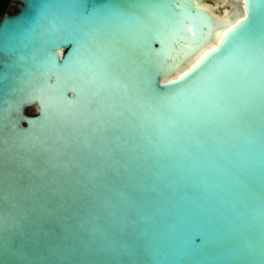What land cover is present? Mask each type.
<instances>
[{
  "label": "water",
  "instance_id": "95a60500",
  "mask_svg": "<svg viewBox=\"0 0 264 264\" xmlns=\"http://www.w3.org/2000/svg\"><path fill=\"white\" fill-rule=\"evenodd\" d=\"M208 1H11L0 20V264H264L259 97L243 119L208 127L206 142H171L123 87L164 91L196 44L235 20ZM252 2L259 34L264 0ZM133 3L163 7L129 9L135 20L88 15ZM87 33L94 57L76 63Z\"/></svg>",
  "mask_w": 264,
  "mask_h": 264
},
{
  "label": "snow or ice",
  "instance_id": "6c2138e0",
  "mask_svg": "<svg viewBox=\"0 0 264 264\" xmlns=\"http://www.w3.org/2000/svg\"><path fill=\"white\" fill-rule=\"evenodd\" d=\"M255 6L252 0H244L243 17L220 34L219 43L196 55L186 71L180 72L173 80H166L164 91L155 89L151 81H142L133 87H129L127 83L123 85L130 94L132 104L154 114L159 133L169 141H183L186 136H192L206 142L207 128L216 125L222 116L243 119L249 104L257 97L264 107V29L259 34H254L247 23L248 14ZM161 7L163 6L141 3H133L127 7L106 4L93 8L88 15L111 20H135L142 17L134 15L129 9L152 14ZM89 37H92L91 33L75 41L76 63H83L85 59L94 57V53L89 51L92 48ZM144 39L148 37L145 36ZM192 43L195 44V41ZM195 47L199 49L200 45L196 44ZM5 51L11 50L6 48ZM49 55L51 62L55 63V57ZM72 62L70 60L69 64ZM241 76L245 83L242 91L234 87L236 79ZM250 142L254 143V140ZM261 149L264 152V133L261 137ZM91 251L100 252L99 249ZM3 254L8 256L12 251L5 246ZM85 254L89 255L91 252L85 250Z\"/></svg>",
  "mask_w": 264,
  "mask_h": 264
},
{
  "label": "bare ground",
  "instance_id": "6f19581e",
  "mask_svg": "<svg viewBox=\"0 0 264 264\" xmlns=\"http://www.w3.org/2000/svg\"><path fill=\"white\" fill-rule=\"evenodd\" d=\"M204 2L203 5L208 8L213 15L222 22H230L232 18L235 20L232 22H236V20L240 17L239 15V6L237 0H214L213 2ZM243 5V0H242ZM231 22L225 25L223 28H220L216 31L211 41L205 43L202 47H200L197 51H195L192 55H190L186 60H184L181 64H179L176 68L172 69L170 73L166 76L165 79L176 78L180 74V72L186 71L187 68L191 66L194 62L195 56L200 52L206 50L207 48L212 47L214 44L219 43V36L222 32L226 31L227 27L232 24Z\"/></svg>",
  "mask_w": 264,
  "mask_h": 264
},
{
  "label": "trees",
  "instance_id": "16d2710c",
  "mask_svg": "<svg viewBox=\"0 0 264 264\" xmlns=\"http://www.w3.org/2000/svg\"><path fill=\"white\" fill-rule=\"evenodd\" d=\"M12 0H0V20L4 13L7 11Z\"/></svg>",
  "mask_w": 264,
  "mask_h": 264
}]
</instances>
